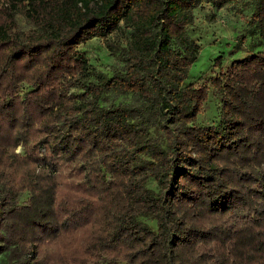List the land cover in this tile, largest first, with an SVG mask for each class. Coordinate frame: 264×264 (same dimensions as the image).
I'll use <instances>...</instances> for the list:
<instances>
[{
  "label": "trees",
  "instance_id": "trees-1",
  "mask_svg": "<svg viewBox=\"0 0 264 264\" xmlns=\"http://www.w3.org/2000/svg\"><path fill=\"white\" fill-rule=\"evenodd\" d=\"M201 1L3 0L2 264H264V48L188 80ZM124 28L119 63L92 68L78 45ZM109 91L141 102L107 107Z\"/></svg>",
  "mask_w": 264,
  "mask_h": 264
},
{
  "label": "rangeland",
  "instance_id": "rangeland-1",
  "mask_svg": "<svg viewBox=\"0 0 264 264\" xmlns=\"http://www.w3.org/2000/svg\"><path fill=\"white\" fill-rule=\"evenodd\" d=\"M1 5L4 6L3 0H0V7ZM252 9L251 0H229L220 6H216L210 0H202L194 8V21L188 26L187 32L199 43L200 48L197 58L190 65L188 80L196 81V83L207 81L210 75L215 74L219 69L218 60L226 64L233 57H242L246 53L264 48V44H257L253 48L248 47L250 34L245 29ZM4 14V9H0L1 20ZM16 19L18 29L26 31L31 28V23L22 13L19 12ZM127 34L125 28L116 29L105 37L94 36L80 43L78 47L86 51L92 68L108 73L112 66L120 61L117 46L125 44ZM101 102L107 107H122L138 104L141 99L131 92L109 91L104 94ZM217 104H219V98L211 92L199 113V119L203 122L213 121ZM20 150L21 145H18L16 151ZM148 184L155 186L152 176L148 178ZM25 195L26 193L23 192L20 199H24ZM146 219L149 220V218ZM149 222L152 221L149 220ZM54 250L56 249H52ZM53 253L56 254V252ZM4 261L5 255L0 253V264Z\"/></svg>",
  "mask_w": 264,
  "mask_h": 264
}]
</instances>
